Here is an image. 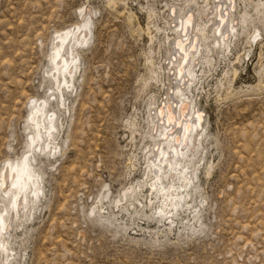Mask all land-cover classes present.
Returning <instances> with one entry per match:
<instances>
[{
    "label": "rangeland",
    "instance_id": "obj_1",
    "mask_svg": "<svg viewBox=\"0 0 264 264\" xmlns=\"http://www.w3.org/2000/svg\"><path fill=\"white\" fill-rule=\"evenodd\" d=\"M112 1L0 0V175L29 152L41 188L22 217L3 213V255H12L3 264H264L259 1L233 0L234 11L245 7L255 25L239 26L210 67L198 64L191 93L184 89L185 103L203 113V128L195 132L188 195L165 216L146 187L147 133L158 128L147 124L171 92L165 36L168 15L184 0ZM84 21L88 41L76 48L79 67L60 100L50 62L55 37ZM35 101L56 115L50 146L31 145ZM2 191L0 210L10 203Z\"/></svg>",
    "mask_w": 264,
    "mask_h": 264
},
{
    "label": "bare ground",
    "instance_id": "obj_2",
    "mask_svg": "<svg viewBox=\"0 0 264 264\" xmlns=\"http://www.w3.org/2000/svg\"><path fill=\"white\" fill-rule=\"evenodd\" d=\"M248 1L253 2L252 0ZM258 1V3L253 2V10H255L253 12H255L254 16L257 18L258 16L262 17L261 21H263L264 0ZM182 2H184L183 6L176 7L168 15L167 29L170 34L166 33L167 35H164L167 42V64L170 67L166 79L169 81L171 92H167L169 96L163 104H161L162 102L159 105L157 104L153 115H150L149 111V125L147 124L149 131L151 129L154 131L157 126L158 128L155 136L149 132L147 133L152 141L151 144L153 143V148L149 151V158L146 162V187H148L149 193L151 192L152 195L157 197L156 211L159 215L162 213L163 216L176 211L188 195L186 190L193 181V171L190 169V164L193 163L191 159L195 157L194 155L191 158L196 148L195 140L197 139L195 137L197 134L195 132L198 127L203 126L204 121L200 109L195 108L193 100H190L188 105L185 103L190 99V96L189 98L184 96V89L186 87L185 92L190 89L188 92L191 93V84L201 74L199 73L201 66L199 67L198 64L210 67L214 60L213 52L222 50L221 52L224 53L228 49V40L232 41L231 39L235 34H238L236 32L239 28L242 30L244 26L248 27V24L252 25L257 20L256 17V20L252 19V16L245 11V7L243 12L241 11L242 13L234 11L236 5L233 4V0H184ZM109 3L113 6L115 4L112 0H109ZM89 23V21H84L80 25L58 32L55 37L56 44L53 47L50 62L53 66L52 70H54L52 73L53 83L57 85L56 90L60 100L63 98L60 87L63 85L66 90L72 87L73 77L79 67L76 48L88 41ZM257 23L260 22L257 21ZM197 60L201 63H198ZM156 69L158 70V68ZM170 70L172 71L171 75ZM159 71H161V68ZM233 71L235 75L236 69ZM151 73L157 79L160 76L156 70L151 71ZM153 104V102H150L149 105L152 106ZM31 115L29 122L33 130L30 137L31 145L37 147L43 143L45 144V142H48V144L46 143L48 146L53 144L55 131H57L56 115L46 112L44 103L36 101L31 107ZM186 117L190 118L191 121L188 122ZM197 138H199V135ZM55 146L52 145L50 149H55ZM45 148L47 150L48 147ZM27 153L29 155V152ZM28 155H24L20 161L7 162L4 172L0 175L2 194L3 196L10 195V198L8 197L10 199L8 207H3L4 209L0 210V264L11 262L10 258L12 256L11 254L3 255L4 251L7 250V242L2 240L1 237L3 234L6 235L9 229L8 222L6 223L3 218V213L10 212V216L14 219L22 217V213L25 212L30 203L29 198H32L31 202L34 201L33 198L41 189L40 181H38V176L34 171V167H32L33 164L30 163ZM191 165L193 166V164ZM30 195L31 197H29ZM152 199L149 200V204L153 203Z\"/></svg>",
    "mask_w": 264,
    "mask_h": 264
},
{
    "label": "snow or ice",
    "instance_id": "obj_3",
    "mask_svg": "<svg viewBox=\"0 0 264 264\" xmlns=\"http://www.w3.org/2000/svg\"><path fill=\"white\" fill-rule=\"evenodd\" d=\"M171 118V117H170ZM13 187H15V185H13Z\"/></svg>",
    "mask_w": 264,
    "mask_h": 264
}]
</instances>
